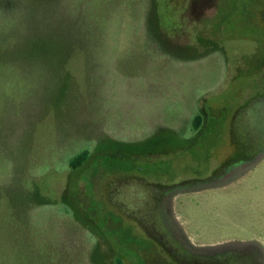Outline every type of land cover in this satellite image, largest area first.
<instances>
[{"label":"rangeland","instance_id":"rangeland-1","mask_svg":"<svg viewBox=\"0 0 264 264\" xmlns=\"http://www.w3.org/2000/svg\"><path fill=\"white\" fill-rule=\"evenodd\" d=\"M257 1L0 0V264L159 252L125 206H142L138 176L167 184L204 158L181 145L204 141L196 112L214 133L264 78ZM205 198H179L186 229L231 233Z\"/></svg>","mask_w":264,"mask_h":264},{"label":"flooded vegetation","instance_id":"flooded-vegetation-1","mask_svg":"<svg viewBox=\"0 0 264 264\" xmlns=\"http://www.w3.org/2000/svg\"><path fill=\"white\" fill-rule=\"evenodd\" d=\"M257 2L264 21V0ZM251 87L229 116H220L216 132L206 125L205 113L200 126H190L192 138L198 133L204 139L181 143L203 147L204 158L194 169L187 168L167 184L138 176L134 195L142 206L127 203L125 208L143 207L144 216L133 218L159 251L138 255L142 264H264V78L253 80ZM210 136L217 141H207ZM198 194L207 196V204L216 201L208 218L234 226L231 233L221 234L213 227L209 229L213 235L207 237L186 229L178 212L179 198ZM228 205L232 209L225 212Z\"/></svg>","mask_w":264,"mask_h":264},{"label":"trees","instance_id":"trees-1","mask_svg":"<svg viewBox=\"0 0 264 264\" xmlns=\"http://www.w3.org/2000/svg\"><path fill=\"white\" fill-rule=\"evenodd\" d=\"M202 123L201 115L199 113H195L191 120V126L193 128H197ZM90 148H86L81 150L80 152L76 153L74 157H72L71 161L69 162V170H76L77 168L81 167L86 159L89 157Z\"/></svg>","mask_w":264,"mask_h":264}]
</instances>
